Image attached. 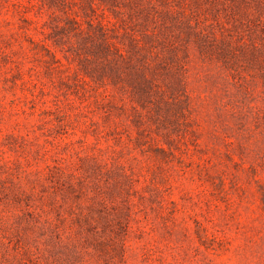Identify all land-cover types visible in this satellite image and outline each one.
I'll use <instances>...</instances> for the list:
<instances>
[{"label":"rangeland","instance_id":"1","mask_svg":"<svg viewBox=\"0 0 264 264\" xmlns=\"http://www.w3.org/2000/svg\"><path fill=\"white\" fill-rule=\"evenodd\" d=\"M0 264H264V0H0Z\"/></svg>","mask_w":264,"mask_h":264}]
</instances>
